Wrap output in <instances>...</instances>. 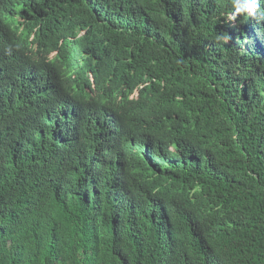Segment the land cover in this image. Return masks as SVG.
Wrapping results in <instances>:
<instances>
[{"label":"trees","instance_id":"16d2710c","mask_svg":"<svg viewBox=\"0 0 264 264\" xmlns=\"http://www.w3.org/2000/svg\"><path fill=\"white\" fill-rule=\"evenodd\" d=\"M249 1L0 0V264H264Z\"/></svg>","mask_w":264,"mask_h":264},{"label":"clouds","instance_id":"9594fccd","mask_svg":"<svg viewBox=\"0 0 264 264\" xmlns=\"http://www.w3.org/2000/svg\"><path fill=\"white\" fill-rule=\"evenodd\" d=\"M256 3H257V5H256ZM248 5L251 6V9H249V10H248ZM261 6L262 5L260 4V0H252V1H249V3L246 4L247 11L253 12V15H256V16H258V14L260 13ZM260 17H264V15H262ZM252 27H253V24H252Z\"/></svg>","mask_w":264,"mask_h":264},{"label":"rangeland","instance_id":"374dc122","mask_svg":"<svg viewBox=\"0 0 264 264\" xmlns=\"http://www.w3.org/2000/svg\"><path fill=\"white\" fill-rule=\"evenodd\" d=\"M249 9H251V6H250V5H248V10H249ZM249 15H250V16H249V19H250V20H249L248 22L251 21V16L253 15V12L249 13ZM260 16H261V14L259 13L258 16L253 20V25H254V23L257 21L258 17H260ZM256 36H257V35H256ZM257 37H258V36H257ZM253 44H254V42H253ZM247 45H251V44H247Z\"/></svg>","mask_w":264,"mask_h":264}]
</instances>
